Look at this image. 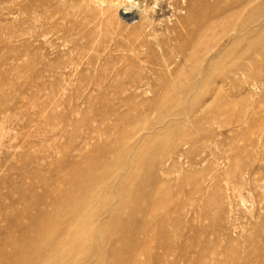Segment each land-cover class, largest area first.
Segmentation results:
<instances>
[{
  "label": "rangeland",
  "instance_id": "374dc122",
  "mask_svg": "<svg viewBox=\"0 0 264 264\" xmlns=\"http://www.w3.org/2000/svg\"><path fill=\"white\" fill-rule=\"evenodd\" d=\"M112 1L0 0V264L33 229L30 215L53 214L69 188L81 194L82 175L115 162L119 144L139 139L140 147L177 115L160 150L149 143L136 163L123 153L132 163L124 168L139 177L129 184L134 200L150 212L136 214L147 221L128 230L126 248L113 229L106 251H131L138 240V264H264V38L256 41L264 19L234 48L218 40L225 61L192 89L199 77L179 48L205 13L230 0H136L151 9L157 35L149 38Z\"/></svg>",
  "mask_w": 264,
  "mask_h": 264
},
{
  "label": "bare ground",
  "instance_id": "6f19581e",
  "mask_svg": "<svg viewBox=\"0 0 264 264\" xmlns=\"http://www.w3.org/2000/svg\"><path fill=\"white\" fill-rule=\"evenodd\" d=\"M153 1L155 5L161 6L165 0ZM202 2H205V0H202ZM254 2L255 0H230V2H227L224 9H217L216 5L215 9H211L209 12L205 13V18H203L205 20L204 22H200L195 29L189 31V39L185 42L184 46L179 48V50L189 52L188 57L190 58L191 65L187 71L188 73H192L191 77L193 74L195 76H193L194 78L199 77L198 79L193 80L194 82L191 81L192 83H189L190 76L185 80L187 85L190 84L192 86L190 88L195 89L199 86L201 87L203 84H207L210 81L209 77L215 72V69L221 60L225 61L223 60L226 58L225 53H220L222 48H225L226 46L229 47L231 44H233V47L231 46V48H234L236 41L240 42V37H246V33L254 26L256 27L259 25L264 19V14H262L264 3H261L258 9L254 12L251 10ZM127 3H129L128 6H126ZM124 4L126 5L124 6ZM110 5L119 10V14L124 20L132 21L136 18L141 20L142 37L149 38L157 35L154 32H150L154 25L151 20L152 16L148 14L151 10L150 8L145 9L140 2H136V6L133 8L131 0H114ZM247 9L250 10V12L248 10V14L246 12ZM242 10L243 12H246L243 19L240 17ZM243 12L241 16L244 15ZM258 13H260V16ZM237 21L239 22L237 23ZM180 23L181 19L178 18L176 24L178 25ZM153 30H155L154 26ZM256 36L258 37V35ZM263 36L260 40L258 39L256 41H260L259 43H261V40L264 38ZM238 38L240 39L238 40ZM220 39L223 40L224 45L226 46H221L220 43H218V40ZM249 43L251 44V48H248V50H251L253 46L254 49L257 48L255 46L256 42L252 43V41H250ZM240 44L241 43H239V45ZM231 48L230 50H232ZM230 52L232 53V51ZM243 67L245 66L243 65ZM202 76H206L208 79L204 78L202 82L200 80L203 78ZM200 81L202 82V85H200ZM188 92H190V90ZM184 93L187 92L184 91ZM179 105L182 104L180 103ZM177 117L179 116L164 118L166 120L170 119V121H175L176 123H171L170 126L167 125L168 128H166V131L161 134L153 135L151 133L152 136L148 137L149 139L144 138L140 147L138 145L139 139L138 141L135 140L136 142L132 143L130 147L119 144L116 150L117 158L115 162L112 164H100L99 162L96 166L94 165V167L91 168L92 171L82 175L83 177L77 181V183H82L81 194L74 195V191H72L73 189L69 188L65 198L60 199L55 204L53 214H46L39 209L34 216H29L28 211H26L25 214L29 216V222H31L33 229L27 230L24 228L22 240L14 243L15 247L13 248L14 251L11 255L13 258L8 260L5 259V264H122V262H124L123 264H138L137 260L140 256V252L138 254L137 251L143 247L138 240L133 241V249H131V251L124 252L121 247L119 249L111 247L109 251H106L113 229L120 227L117 243L126 248L130 245L124 242V237L128 230L133 228L136 231V229L139 228L142 231V227L147 221H138L135 219L138 212L143 214L147 211L143 212L134 200L136 189L129 188V184H131L132 178L136 180L138 176L134 174L133 170L129 171L124 168L125 165H128L130 168L132 163L130 161H127V163L123 162L122 155L126 151H129V153H132L133 155L132 162L136 163L144 156V149L149 143H152V148H154V150H160L164 146L165 140L179 127L177 121L179 120L178 122H180V119ZM162 123L163 122L161 121L160 123L147 125L144 131L149 132L150 130L158 129L159 126H155ZM99 166L100 169H97ZM145 167V170L147 171L148 166L146 165ZM147 183L148 182L146 181L145 184ZM97 187H100L99 191H96ZM149 198L150 197H148L147 194L146 199L149 200ZM114 202L117 204L116 207H112ZM123 211L127 213L129 212L127 214L129 219L120 224V214ZM107 212L111 213V216L110 218L104 219ZM149 212L150 211L147 213ZM43 240H46L48 244L47 249H41L42 247H40ZM78 253L82 254L80 259L77 258ZM105 258L110 261L103 263Z\"/></svg>",
  "mask_w": 264,
  "mask_h": 264
},
{
  "label": "clouds",
  "instance_id": "9594fccd",
  "mask_svg": "<svg viewBox=\"0 0 264 264\" xmlns=\"http://www.w3.org/2000/svg\"><path fill=\"white\" fill-rule=\"evenodd\" d=\"M133 8L136 6V0H131Z\"/></svg>",
  "mask_w": 264,
  "mask_h": 264
}]
</instances>
